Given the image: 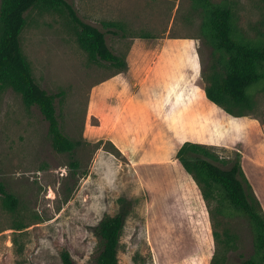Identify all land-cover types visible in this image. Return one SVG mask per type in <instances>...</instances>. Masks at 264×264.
Masks as SVG:
<instances>
[{"label":"rangeland","instance_id":"rangeland-1","mask_svg":"<svg viewBox=\"0 0 264 264\" xmlns=\"http://www.w3.org/2000/svg\"><path fill=\"white\" fill-rule=\"evenodd\" d=\"M212 1L230 8L241 37L264 44V0ZM69 2L84 22L105 32L126 68L89 59L64 13H25L21 51L38 84L62 93L55 99L60 129L78 143L72 153L55 149L39 109L11 87L0 90V179L17 197L11 210L0 195V264H62L63 247L78 264H91L94 228L103 215L118 212L124 214L119 264H242L254 255L252 224L219 192L206 196L176 151L185 141L200 144L223 168L238 158L264 216V80L248 89L247 108L223 100L240 117L208 100L204 89L218 54L193 0ZM103 22L121 31L107 33ZM149 100L156 139L164 132L172 137L164 157L170 156L138 167L144 137L127 156L116 136L129 123L123 117Z\"/></svg>","mask_w":264,"mask_h":264},{"label":"trees","instance_id":"trees-1","mask_svg":"<svg viewBox=\"0 0 264 264\" xmlns=\"http://www.w3.org/2000/svg\"><path fill=\"white\" fill-rule=\"evenodd\" d=\"M193 2L203 11V35L213 52L218 54L217 68L210 75L211 84L205 87V95L228 114L242 116V112L230 107L247 108L250 104L248 89L264 80V44L253 43L238 34L228 6L212 0ZM32 8L64 13L75 30L77 43L89 59L106 61L119 70L126 68V61L108 47L105 32L84 22L69 0H1L0 90L11 87L21 95L26 105H35L48 123V133L55 149L72 153L78 142L62 133L56 114L55 99L62 93H48L38 84L21 51L20 34L26 24L25 13ZM102 26L107 33L117 34L118 29L121 31L116 23L103 22ZM224 99H227L230 107L223 103ZM214 159L217 160V157L208 154L200 144L192 142H184L176 152L180 167L195 173L206 196L214 191L219 192L228 208L241 213L252 224L254 255L243 258L241 263L264 264V216L258 208V200L247 191L250 185L243 176L240 162L237 158L229 167L223 168L215 164ZM73 165L76 166V163L73 162ZM0 195L5 207L15 209L17 197L6 190L1 179ZM123 223L122 212L101 217L94 228L98 245L90 258L91 264H119L117 253ZM19 243L16 248L18 255L23 251ZM60 259L62 264H78L66 247L60 250Z\"/></svg>","mask_w":264,"mask_h":264},{"label":"crops","instance_id":"crops-1","mask_svg":"<svg viewBox=\"0 0 264 264\" xmlns=\"http://www.w3.org/2000/svg\"><path fill=\"white\" fill-rule=\"evenodd\" d=\"M145 94L149 97L153 95L150 90H147ZM94 97L96 96H93V98ZM150 103H152V100L145 101L144 103H141L140 107L142 108H140V111L126 114L123 117V120L129 121V123L128 125H122V130L118 131L119 133L117 132L118 135L116 136L117 149L127 156L132 153V147L135 145L136 138L144 137L141 141V145L144 147V152L141 160L138 162V167H143L146 164L151 163V161L154 162L157 158L159 160H164L170 156L168 155L167 157H164L166 149L170 146L172 137L164 132L162 139H156L155 134L158 125L155 123L154 110H150V108H152ZM93 112L99 113V109L94 108ZM135 127L138 128L137 135L133 134V137H131L129 133L134 132ZM124 131L126 132L125 136L121 134ZM111 139L113 140V138Z\"/></svg>","mask_w":264,"mask_h":264}]
</instances>
